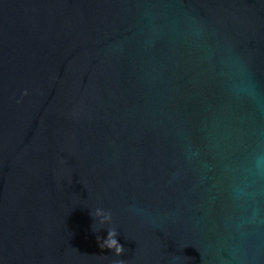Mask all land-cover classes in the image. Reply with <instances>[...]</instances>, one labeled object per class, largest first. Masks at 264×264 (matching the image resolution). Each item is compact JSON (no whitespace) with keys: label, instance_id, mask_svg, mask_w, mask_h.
I'll use <instances>...</instances> for the list:
<instances>
[{"label":"water","instance_id":"95a60500","mask_svg":"<svg viewBox=\"0 0 264 264\" xmlns=\"http://www.w3.org/2000/svg\"><path fill=\"white\" fill-rule=\"evenodd\" d=\"M261 156L264 0H0V264H264Z\"/></svg>","mask_w":264,"mask_h":264},{"label":"clouds","instance_id":"9594fccd","mask_svg":"<svg viewBox=\"0 0 264 264\" xmlns=\"http://www.w3.org/2000/svg\"><path fill=\"white\" fill-rule=\"evenodd\" d=\"M28 91L25 90L22 94V96H27ZM257 167L264 169V156H261L258 158L256 161ZM92 216L94 220L96 221L97 218H99L100 224H111L112 222V214L108 211H106L103 208H96L92 213ZM93 231L94 232H99L100 228L96 226L94 223L93 225ZM119 235L118 231L115 228H109L108 229V234L106 239H102L100 237H97L99 246L102 249H108L111 250L115 257H121L125 253L124 247L119 243L117 236ZM116 264H124V262L120 259L116 261Z\"/></svg>","mask_w":264,"mask_h":264}]
</instances>
